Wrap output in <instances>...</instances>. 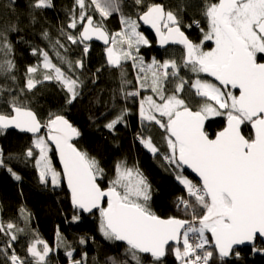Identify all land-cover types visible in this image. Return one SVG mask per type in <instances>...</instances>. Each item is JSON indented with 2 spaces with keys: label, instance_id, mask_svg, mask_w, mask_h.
<instances>
[{
  "label": "snow or ice",
  "instance_id": "6c2138e0",
  "mask_svg": "<svg viewBox=\"0 0 264 264\" xmlns=\"http://www.w3.org/2000/svg\"><path fill=\"white\" fill-rule=\"evenodd\" d=\"M134 2L137 6L143 5L145 10L138 13L137 19L121 14L123 30L110 35L102 22L94 21L87 9L94 6L93 10L99 13L102 21L119 11L118 0H90L88 4L85 0H76L79 18L73 15L68 27L75 29L80 23L83 31L79 38L67 34V39L83 44L95 36L112 45L106 48L110 65L120 66L122 61H133L138 87L126 92L125 97H139L141 89L153 93L140 99L139 116L142 122L155 123L164 131L168 151L161 153L151 136H138L140 143L176 169L187 166L200 179V184H194L182 174L176 176L189 197H179L177 208L183 207L186 214L190 212L191 219L157 215L150 206L151 185L147 178L138 167H128L124 161L117 162L114 178L106 188L102 187L98 179L103 178V168L96 158L71 142L80 132L64 115L50 113L47 121L42 123L34 111L13 98L11 113H0V131L14 127L31 133L33 147L27 149L26 156L35 159L40 181L43 184L50 182L53 187L66 181L73 209L87 213L98 210L100 232L108 240L126 242V252L134 264H142L141 254H150L154 264H161L170 242L182 244L173 249L180 264H209L214 253L206 248L210 244L208 233L221 259L232 254L236 245L254 242L257 236L264 238V0H205L202 16L207 22V30L201 28L203 39L200 43H194L185 35L179 16L166 10L163 4L144 5V0ZM51 6V0H34L32 4L35 9ZM85 20L87 23L83 24ZM138 21L155 30L161 47L170 43L183 45L182 62L178 64L175 59L160 61L154 57L146 64L138 54L140 46L148 45L149 41L138 31ZM193 23L199 27V21ZM47 35L44 33L45 37ZM205 41H212L214 47L205 51ZM57 45L64 47L57 41L53 48ZM33 52L35 54L36 50ZM84 52H88L86 44ZM0 53L5 57L0 60V72L10 74L15 64L7 58L12 53V45L6 33H0ZM40 54L45 70L43 81L55 79L69 94L66 103H73L80 95L83 82L54 64L47 51ZM56 56L72 69V62L59 51ZM75 64L83 68L81 60ZM181 68L188 69L197 78L190 82L181 77ZM40 70L39 64L28 67V90L43 82L31 78ZM201 73L214 77L218 83L201 79ZM11 78L15 80L14 76ZM170 80L177 83L169 94L167 84ZM185 85L204 101L195 110L182 98ZM127 111L123 109L105 127L114 130L116 125L124 122ZM209 117L226 119V125L215 133L214 138L205 130V121ZM245 126L251 129L247 135L243 131ZM43 128L47 129L46 135L40 134ZM53 145L62 164L60 171L53 166L49 155ZM36 150L38 155L34 156ZM4 166L0 150V167ZM8 171L16 180L21 179L11 168ZM79 219V215L72 217L73 221ZM14 228L11 223L6 226L0 223V231L9 236L8 247L17 239ZM57 239H62L59 231ZM85 242L81 237L80 243ZM51 250L40 239L30 243L27 249L35 264H47ZM66 254L69 264L86 262V254L81 260L72 259V251ZM235 255L239 257L240 253L235 252ZM8 259L11 264H28L15 250ZM112 264H116L114 259ZM124 264L128 262L124 261Z\"/></svg>",
  "mask_w": 264,
  "mask_h": 264
},
{
  "label": "trees",
  "instance_id": "16d2710c",
  "mask_svg": "<svg viewBox=\"0 0 264 264\" xmlns=\"http://www.w3.org/2000/svg\"><path fill=\"white\" fill-rule=\"evenodd\" d=\"M156 2L163 3L166 10L179 16L182 21L181 29L190 38L196 41L203 38L201 28L207 29V22L202 16L205 0H144V5ZM33 3L34 0H0V33H6L7 40L12 45V53L7 58L15 64L10 74L0 72V113L10 114V102L16 98L18 103L33 109L42 123L47 121L50 113L64 115L80 132L72 142L79 150L96 158L103 168V178L98 179L102 187L106 188L114 178L117 162L124 161L128 167H138L147 178L151 185L150 206L157 215L164 218L174 216L191 219L190 212L186 214L183 207L177 208L179 197H189L186 188L176 176L182 174L194 184L198 182L185 170L168 165L161 155L154 156L139 141L138 136L142 134L151 136L161 153L168 151L164 142V131L155 123L142 122L139 116V100L143 92L151 91L141 89L139 97H125L126 92L135 91L138 87L137 69L133 70L130 60L122 61L120 66L108 64L104 54L106 47L98 43H72L67 39V34L79 38L82 27L80 23L75 29L68 27L73 15L79 18L80 8L76 0H51L52 6L42 9L33 8ZM118 4L119 11L113 12L102 21L98 12L94 14L91 8L87 12L93 16L94 21L102 22L111 35L122 31L121 14L137 19L138 13L145 10L143 5L137 6L134 0H118ZM193 21H199V27ZM142 30L148 36L149 44L140 46L138 55L147 64L150 55L161 58V49L155 47L151 33L147 29ZM44 33L48 34L47 37ZM57 41L64 47L57 45L54 49L53 45ZM85 44L88 47L87 53L84 52ZM33 49L36 50L35 54ZM41 51H47L52 62L67 75L78 77L83 82L79 89L80 95L73 103H66L69 94L55 79L43 81L45 70L42 68ZM56 51L72 62L71 70L65 61L57 58ZM133 54L136 55L135 52ZM3 59L5 57L0 53V60ZM77 60L83 62V68L76 67ZM38 64L41 70L31 75V78L43 82L28 90L26 85L30 74L27 69ZM49 74L55 76L51 71ZM123 109L128 110L124 122L116 125L114 130L106 128L105 125ZM223 125L224 117H212L207 119L205 130L213 136ZM46 130L45 128L41 135H46ZM243 131L247 135L250 129L245 126ZM1 133L5 135L0 136V150L4 162L15 164L23 171H35L31 168L33 165L29 169V166L21 163L25 158L31 164L33 158L27 157L26 151L33 147L32 141L19 135L22 133L19 131L3 130L0 135ZM35 154L36 151L34 156ZM49 155L53 166L60 171L54 151ZM22 173L21 179L16 180L11 176L8 167H0V223L5 226L8 223L13 224V232L17 236L11 247H8L9 236L0 231V264H11L8 256L12 251L15 250L21 257L22 250L28 248L36 239L45 241L53 249V253L47 257V264H69L67 251H72L74 260H81L86 254L85 264H112V259L116 264H124V261L134 264L126 252L127 244L122 243L117 248L116 244L119 242L116 240L104 244L91 239L89 232L95 212L84 214L73 209L63 182L56 187L41 181L38 184L33 176L26 178L27 172ZM74 215H79L80 219L73 221ZM19 229L23 231H18ZM58 231L62 238L60 240L57 239ZM81 237L86 241L83 244L80 243ZM254 248L264 249V244L234 249L229 257L221 259L210 243L208 250L213 251L214 255L209 264H264V251H254ZM235 252H239L240 256L237 257ZM23 257L24 260L29 259L28 264H35L31 256ZM140 259L142 264H154L151 255L141 254ZM162 263L179 264L170 251L162 258Z\"/></svg>",
  "mask_w": 264,
  "mask_h": 264
},
{
  "label": "rangeland",
  "instance_id": "374dc122",
  "mask_svg": "<svg viewBox=\"0 0 264 264\" xmlns=\"http://www.w3.org/2000/svg\"><path fill=\"white\" fill-rule=\"evenodd\" d=\"M85 3L86 4H88V3H90V0H85ZM92 10V12L94 13V14H96V12L93 10V7L91 8ZM96 22V21H95ZM124 27V26H123ZM123 27H122V30H123ZM207 30V29H206ZM138 31H140V32H142L143 34H144V36L148 39V41H149V38H148V36L145 34V32L142 30V27L140 26L139 27V29H138ZM203 39V38H202ZM206 42H208V43H206ZM142 46H147V45H142ZM108 47H112V45H109ZM118 47V46H117ZM203 47H204V50L205 51H207V50H210L212 47H214V43L212 42V41H205L204 42V44H203ZM107 48V47H106ZM106 48L104 49V54H105V59H106V62L108 63V60H107V53H106ZM183 48H181V46L180 45H176V46H171V47H169L167 50H163V51H161L160 52V54H161V58H158L156 55H150L149 56V61H148V63H151V61H152V59L155 57L157 60H160V61H163V60H165V59H175L176 61H177V63L178 64H180L181 62H182V58H183V50H182ZM130 60V62H131V64H132V66H133V61L131 60V59H129ZM109 64V63H108ZM133 70H135V68L133 67ZM182 71H184V72H186V73H191L188 69H183ZM182 71H180V76L181 77H184L185 79H187V80H189L190 82L191 81H193V80H195L197 77L194 75V74H190V76H191V78H193V80H191V79H189L187 76H186V73H182ZM54 73V72H53ZM54 75H55V73H54ZM200 78L201 79H203V80H207V81H210V82H212V83H216V82H214V81H212L211 79H209V78H207L206 76H202L201 74H200ZM177 83V81H175V80H170L169 81V83L167 84V90H168V92H169V94L172 92V90H173V88H174V86H175V84ZM146 90H149V89H146ZM145 94V95H144ZM149 95H153V93L152 92H149V91H146V92H143V95H142V97H144V96H149ZM182 98H184L187 102H188V104H189V106L190 107H192V108H197L200 104H202L204 101L203 100H201L199 97H196L195 95H194V91L190 88V86L189 85H185V89H184V92H183V94H182ZM140 101V100H139ZM209 118H212V117H209ZM224 120H225V118H224ZM249 129H250V127H249ZM250 131H251V129H250ZM19 135H21L23 138H25V139H27V140H30V141H32V139H33V137H30V136H28V135H26V134H22V133H20ZM1 137H5V135L4 134H2L1 133V135H0ZM141 136H144V137H147L146 135H144V134H142ZM140 141V140H139ZM143 146V145H142ZM148 150V149H147ZM149 151V150H148ZM35 155H38V150H36V154ZM31 162V164L29 165V162L24 158L23 160H21V163L24 165V166H29L28 168L30 169V167L31 168H34L35 169V171H29V170H27V171H23V170H21L20 168H18L17 166H15V164H11L10 162H7V163H5V166L6 167H8V168H11L12 169V171L13 172H15L17 175H19V176H21V175H23V173L22 172H27V174L25 175V177L27 178L28 176H33L34 177V180H35V182L36 183H38V184H40L39 183V181H40V179H39V170L36 168V166H35V159L33 158V160L32 161H30ZM34 172V173H33ZM33 173V174H32ZM11 174V173H10ZM12 176V175H11ZM13 177V176H12ZM22 177H24V176H22ZM48 184H51L50 182L48 183ZM199 184V183H198ZM99 224H100V216H99V211L97 210V211H95V214H94V216L92 217V219H91V227H92V229H91V231L89 232V235L92 237L91 239H94V240H97L98 242H101V243H104V244H109L110 242H112L113 243V241L114 240H108V239H106L104 236H103V234L100 232V230H99ZM30 232H32V231H30ZM119 243H117L116 245H117V248H120L122 245V243H124V244H126V242H123V241H118ZM179 246V245H178ZM38 247H42V246H38ZM175 247H177V246H171L170 248H169V251L172 253V255L173 256H175L174 255V252H173V249L175 248ZM180 247H182V244L180 245ZM255 247H258V244H256L255 245ZM27 249L28 248H26V249H23L22 251L23 252H21V258L22 259H25V257H23V256H28V257H30L31 255L28 253V251H27ZM53 253V249L50 251V253H49V256H50V254H52ZM19 256V255H18ZM20 257V256H19ZM47 259V258H46ZM29 259H27L26 261L27 262H29L28 261ZM179 262V264H180V261H178ZM162 264H164V263H162Z\"/></svg>",
  "mask_w": 264,
  "mask_h": 264
},
{
  "label": "water",
  "instance_id": "95a60500",
  "mask_svg": "<svg viewBox=\"0 0 264 264\" xmlns=\"http://www.w3.org/2000/svg\"><path fill=\"white\" fill-rule=\"evenodd\" d=\"M156 3H160V4H163V3H161V2H156ZM164 5V4H163ZM165 7V6H164ZM139 22V24H140V26L142 27V28H145V29H147L152 35H153V38H154V42H155V47L156 48H158V49H164V48H166V47H168V46H176V45H180V44H169V45H165V46H163V47H161L160 46V44L158 43V37L156 36V33H155V30L154 29H152L151 28V26L150 25H147V24H144L142 21H138ZM87 23V21L85 20L84 22H83V24H86ZM182 30V29H181ZM81 31H83V27H81V29H80V31H79V33L81 32ZM182 31H184V30H182ZM184 33H185V35H187V33L184 31ZM188 36V35H187ZM188 38H189V36H188ZM190 39V38H189ZM191 40V39H190ZM92 42H94V43H98V44H100L101 46H103V47H107L109 44H105V42L103 41V40H100V39H98L97 37H95V36H93L90 40H88V41H85V43H92ZM180 46H183V45H180ZM184 49V48H183ZM206 74V73H205ZM207 76H209L208 74H206ZM209 77H211V76H209ZM214 81H216L215 80V78L214 77H211ZM217 82V81H216ZM218 83V82H217ZM29 108V107H28ZM31 109V108H30ZM32 111H34L33 109H31ZM193 110H195V109H193ZM35 112V111H34ZM36 113V112H35ZM38 117V116H37ZM66 118V117H65ZM67 119V118H66ZM70 122V121H69ZM206 122H207V120L205 121V124H206ZM71 123V122H70ZM226 125V119L224 120V125H223V127ZM75 127V126H74ZM223 127L222 128H220L218 131H220V130H222L223 129ZM45 128H43L42 130H41V132L44 130ZM6 130H15V131H19V132H22V131H20L19 129H16V128H14V127H9L8 129H6ZM217 131V132H218ZM22 133H24V134H28V135H30V136H32V134L31 133H29V132H22ZM41 134V133H40ZM46 134H47V130H46ZM215 135V134H214ZM214 135L212 136L213 138H214ZM75 138H77V137H73V139H72V141L75 139ZM71 141V142H72ZM73 143V142H72ZM74 144V143H73ZM53 151H54V153H55V157H56V160H57V163H58V166H59V169L60 170H62V164L60 163V161H59V156H58V154L55 152V150H54V145H53ZM183 170H185L191 177H193L199 184H200V179H199V177H198V175L196 174V173H194L193 171H192V169H190V168H188L187 166H184L183 168H182ZM63 183H64V186H65V188H66V190H67V192H68V194H69V198H70V201H71V197H70V191H69V189H68V187H67V183H66V181H63ZM80 211V210H79ZM95 211H97V210H93V212H95ZM80 212H82V213H84V214H91V213H87V212H83V211H80ZM92 212V213H93ZM162 218H164V217H162ZM180 219V218H179ZM208 236H209V238H210V240H211V234L210 233H208ZM124 242V241H123ZM259 242H261L262 244H264V238H261V237H259V236H257V238H256V240L254 241V242H246L245 244H243V245H236V246H234V249H237V248H242V247H254L256 244H258ZM170 245H172V246H178L175 242H170ZM213 245V244H212ZM213 248H214V246H213ZM233 249V250H234ZM214 251H215V253L218 255V253L216 252V250L214 249ZM148 255H150V254H148ZM231 255V254H230ZM229 255V256H230ZM219 256V255H218ZM229 256H227V257H229ZM227 257H224V258H227Z\"/></svg>",
  "mask_w": 264,
  "mask_h": 264
},
{
  "label": "flooded vegetation",
  "instance_id": "af4514ba",
  "mask_svg": "<svg viewBox=\"0 0 264 264\" xmlns=\"http://www.w3.org/2000/svg\"><path fill=\"white\" fill-rule=\"evenodd\" d=\"M145 29V28H144ZM148 31V30H147ZM149 32V31H148ZM150 33V32H149ZM188 35V34H187ZM151 36H152V39L154 40V38H153V35L151 34ZM189 36V35H188ZM190 38V37H189ZM194 43H200V41L202 40V38L200 39V40H198V41H196V40H194L193 38H190ZM206 43H208V42H206ZM169 47H171V46H168V47H166V48H164V49H161V51H163V50H167ZM181 48H183V46H181ZM183 50V55H184V49H182ZM186 73V72H185ZM190 74L191 73H186V76L189 78V79H191V80H193V78H191V76H190ZM201 75L202 76H206L207 78H209V79H211L212 81H214L211 77H209V76H207L205 73H201ZM214 82H216V81H214ZM217 83V82H216Z\"/></svg>",
  "mask_w": 264,
  "mask_h": 264
},
{
  "label": "built area",
  "instance_id": "2783aa9c",
  "mask_svg": "<svg viewBox=\"0 0 264 264\" xmlns=\"http://www.w3.org/2000/svg\"><path fill=\"white\" fill-rule=\"evenodd\" d=\"M207 250H208V246H206Z\"/></svg>",
  "mask_w": 264,
  "mask_h": 264
}]
</instances>
